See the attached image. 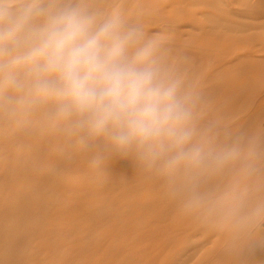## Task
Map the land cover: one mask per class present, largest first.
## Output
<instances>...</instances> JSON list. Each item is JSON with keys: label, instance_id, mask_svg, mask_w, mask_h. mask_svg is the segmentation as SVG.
<instances>
[{"label": "clouds", "instance_id": "obj_1", "mask_svg": "<svg viewBox=\"0 0 264 264\" xmlns=\"http://www.w3.org/2000/svg\"><path fill=\"white\" fill-rule=\"evenodd\" d=\"M129 0H0V134L83 158L92 183L131 158L236 264L264 249V122L222 110L185 47ZM51 171H60L48 165Z\"/></svg>", "mask_w": 264, "mask_h": 264}, {"label": "bare ground", "instance_id": "obj_2", "mask_svg": "<svg viewBox=\"0 0 264 264\" xmlns=\"http://www.w3.org/2000/svg\"><path fill=\"white\" fill-rule=\"evenodd\" d=\"M138 4L152 31L186 48L222 110L264 122V0H129ZM107 170L92 183L83 158L64 166L44 143L20 151L0 134V264H236L131 158ZM251 264H264V249Z\"/></svg>", "mask_w": 264, "mask_h": 264}]
</instances>
